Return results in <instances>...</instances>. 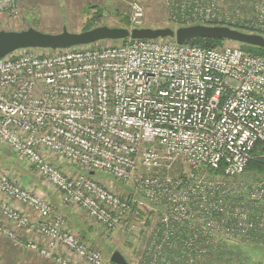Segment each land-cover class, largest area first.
<instances>
[{
  "label": "built area",
  "instance_id": "obj_1",
  "mask_svg": "<svg viewBox=\"0 0 264 264\" xmlns=\"http://www.w3.org/2000/svg\"><path fill=\"white\" fill-rule=\"evenodd\" d=\"M129 9L128 29L144 27L143 4L134 0ZM190 10L194 19H219L210 1H194ZM254 16L251 26L264 34V0L255 3ZM261 140L264 54L165 38L78 44L54 53L18 48L0 57V143L46 191L0 167V233L55 264H102L98 250L65 228L48 191L60 209L76 206L113 231L135 200L92 176L105 170L131 180L158 205L148 264L175 262L163 250L175 247V239L185 264H192L209 242L264 236V180H225L244 171ZM173 161L189 169L170 174ZM19 231L36 238L20 239Z\"/></svg>",
  "mask_w": 264,
  "mask_h": 264
},
{
  "label": "rangeland",
  "instance_id": "obj_2",
  "mask_svg": "<svg viewBox=\"0 0 264 264\" xmlns=\"http://www.w3.org/2000/svg\"><path fill=\"white\" fill-rule=\"evenodd\" d=\"M134 0H26L24 7L23 0H5L2 9H0V30L19 31L28 27L49 32L57 33L65 27L70 32H81L87 28V23L93 27L97 26H113L123 27L125 18L130 12V2ZM145 10L144 27H169L176 29L179 26H187L194 24L203 25H220V26H236L235 24L244 25L248 30L254 29L251 26L255 12V3L258 0H202L215 3L219 19L217 21H203L194 19L191 5L194 1L199 0H138ZM186 1L184 13L181 12V4ZM23 7L25 9H23ZM97 11V12H96ZM101 13L96 18V13ZM190 14V18L186 17ZM229 16V20L225 21L221 17ZM92 20H88V19ZM184 24V25H181ZM234 29V28H232ZM237 30V29H236ZM239 31V30H238ZM243 32V31H240ZM264 37V34L259 33ZM169 41H175L174 38H165ZM120 40H100L93 44L98 47L106 45L120 44ZM224 45L236 46L234 41L225 40ZM46 52L54 53L58 49H45ZM62 167L68 168V164L61 163ZM0 167L9 168L15 176L24 184H28L33 188L40 187V179L34 172L28 169L23 161L14 154L10 148L0 143ZM71 171L79 170L71 167ZM180 161H173L171 168L168 170L170 174H183L188 170ZM93 177L102 178L106 184L111 185V189L121 195H133L136 203V210L130 212L129 215L116 227L113 231H106L102 226L88 218L78 207L73 210L83 223V227H88L92 234H87L85 230L79 238L88 244L91 248L96 249L102 256V264H111L110 255L114 250H118L123 254L130 264L142 263V251L148 245L150 236L158 223L157 204H154L143 198L136 188H133V182L117 180L113 178L108 171H95ZM225 180L231 185L239 183H252L264 180V175L253 174L252 171L242 172L238 176ZM136 189V190H135ZM50 192V193H49ZM48 199L58 212L62 210L58 207L56 193L53 190L48 191ZM67 208L70 206H66ZM72 207V208H73ZM66 220V219H65ZM79 220V219H78ZM69 223V220H68ZM6 225H9L7 222ZM72 227V226H71ZM85 234V235H84ZM20 239L26 240L36 238L31 233L24 231L17 232ZM218 237H215L217 239ZM217 239L220 242L224 241ZM235 242H241L243 239H232ZM231 241V240H228ZM239 244L238 252L240 257L233 258L232 264H256L255 260L264 258L263 245L249 244L244 246ZM248 257V261H246ZM245 258L246 262H240ZM251 259V262H250ZM262 261V260H261ZM260 261L259 264H262ZM0 264H55L50 260L42 258L36 252L28 249L20 243H15L6 235L0 233ZM196 264V259L193 262Z\"/></svg>",
  "mask_w": 264,
  "mask_h": 264
},
{
  "label": "water",
  "instance_id": "obj_3",
  "mask_svg": "<svg viewBox=\"0 0 264 264\" xmlns=\"http://www.w3.org/2000/svg\"><path fill=\"white\" fill-rule=\"evenodd\" d=\"M174 38L175 42L183 43L187 40L212 37L224 38L229 41H238L264 48V37L258 33L240 32L228 26L194 24L179 26L176 29L169 27H140L123 28L113 26H97L81 32H70L65 27L60 32L49 33L33 27L19 31L0 30V57L18 48L34 47L42 49H60L78 44H89L100 40L130 39H158ZM93 174V171L90 172ZM113 264H130L123 254L114 250L110 255Z\"/></svg>",
  "mask_w": 264,
  "mask_h": 264
},
{
  "label": "trees",
  "instance_id": "obj_4",
  "mask_svg": "<svg viewBox=\"0 0 264 264\" xmlns=\"http://www.w3.org/2000/svg\"><path fill=\"white\" fill-rule=\"evenodd\" d=\"M97 12V11H96ZM98 15H101V13H96L94 17L96 16L99 17ZM125 18V24L123 25V28H128V19L127 17ZM88 20H92L91 18ZM210 23L209 25H211ZM184 25V24H181ZM236 26H231V28L237 29L239 31H243L246 33H260L256 30L250 29L248 30L245 28L244 25L240 24H235ZM87 28H84L83 30H87L92 28L90 23H87ZM144 26V25H143ZM128 40V38L125 39H120L121 43H124ZM226 39L224 38H212V37H200V38H194L185 41V43H190V44H196L200 45L203 47H219L223 46V42ZM237 43V47L242 49L244 52L252 54V55H262L264 54V48L255 46V45H250L247 43H242L238 41H234ZM95 43V42H94ZM252 171L253 174H258V175H264V140L256 142L254 145L252 151H251V158L249 159L244 171ZM220 168L218 170H215L214 173H220ZM131 197H133L132 194H130ZM131 209L130 212H133L136 210V203L134 201L131 202L130 205ZM223 240V239H220ZM231 240V241H228ZM176 245L175 247L171 248L169 245H165L163 247V250H165L168 254L171 255V260L175 261L170 264H185V255L182 251V243L179 241V239H175ZM239 244H242L244 246H247L249 244H258L259 246H262L264 244V236L261 233H254L252 234L249 238L243 239L241 242H235L232 239H225L224 241L220 242L219 240L216 242H209L206 245V250L204 253L199 254L195 259H196V264H232L233 258L240 257V253L238 252L239 249ZM241 245V246H242ZM148 246V247H147ZM149 245H146L145 249L142 251L141 259L142 263L139 264H148L150 260V253H151V247L150 251L148 250ZM153 249V248H152ZM128 261V260H127ZM248 261V257L246 259ZM245 258L241 259L240 262H246ZM251 262V259H250ZM113 264V263H111ZM193 264V263H192Z\"/></svg>",
  "mask_w": 264,
  "mask_h": 264
},
{
  "label": "crops",
  "instance_id": "obj_5",
  "mask_svg": "<svg viewBox=\"0 0 264 264\" xmlns=\"http://www.w3.org/2000/svg\"><path fill=\"white\" fill-rule=\"evenodd\" d=\"M24 1V7L26 5V0ZM23 7V9H25ZM40 184H42L40 187L35 188L36 190H44L46 191V188L44 187L43 183L41 182ZM50 193V192H49ZM56 200L58 202V198L56 197ZM70 206V207H64L62 208V212H63V216H64V221H65V228L69 231L74 232L77 236H79V233L82 235L83 231L85 230L86 235L87 234H92V231L90 229H88V227H83V223L81 221V219L78 217V215L75 213V211L73 210L75 207ZM86 215V214H85ZM87 216V215H86ZM88 217V216H87ZM89 218V217H88ZM66 219V220H65ZM79 219V220H78ZM69 220V223H68ZM72 226V227H71ZM85 235V234H84ZM263 248H264V244ZM262 260V261H261ZM256 264H259L260 261L262 264H264V258H259L258 260H255Z\"/></svg>",
  "mask_w": 264,
  "mask_h": 264
}]
</instances>
